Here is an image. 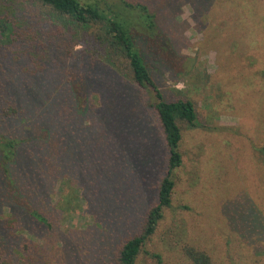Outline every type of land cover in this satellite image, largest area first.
<instances>
[{"label":"rangeland","instance_id":"obj_1","mask_svg":"<svg viewBox=\"0 0 264 264\" xmlns=\"http://www.w3.org/2000/svg\"><path fill=\"white\" fill-rule=\"evenodd\" d=\"M127 1L154 14L156 36L139 46L164 99L187 98L196 114L144 248L166 264H189L185 242L214 264H264V0ZM4 13L21 36L0 50V101L17 107L0 133L19 141L0 165V264H116L167 170L152 94L89 63L90 40L75 48L85 30L64 17L30 0H0ZM150 253L138 264H158Z\"/></svg>","mask_w":264,"mask_h":264},{"label":"trees","instance_id":"obj_2","mask_svg":"<svg viewBox=\"0 0 264 264\" xmlns=\"http://www.w3.org/2000/svg\"><path fill=\"white\" fill-rule=\"evenodd\" d=\"M47 13L64 17L67 22L80 26L85 30L82 43L90 40L89 63H105L115 69L130 84L152 94V107L156 113L163 135L168 155L166 160V174L157 186V199L146 211L143 223L138 231L120 244L116 264H138L142 252L149 254L144 247L156 232L166 208L171 206L172 195L176 185L174 171L182 165L180 151L182 142V126L192 125L196 114L191 100L176 98L166 101L157 87L152 74L145 63L141 48L143 37L156 36V24L152 14L145 4L127 0H30ZM8 6H5L7 10ZM8 13V11H5ZM4 13L0 15V50H9L21 36L16 22ZM135 18V19H134ZM89 45V43H88ZM16 57V56H15ZM264 75V69L261 71ZM78 77L69 72V78ZM78 91L80 87L77 78ZM76 87V89H77ZM134 88V89H136ZM96 106L99 104V95L93 96ZM94 101V100H93ZM9 99L4 97L0 101V117H7L17 113V107L7 104ZM95 104V103H94ZM127 106V104L125 103ZM128 107V106H127ZM19 141L16 138L6 137L0 133V165L9 164L15 156ZM264 162V146L257 148ZM7 171V170H6ZM5 171V172H6ZM67 179V178H66ZM78 204H70L69 209H75ZM34 215L41 216L33 212ZM253 210H249L243 221L248 224ZM181 252L189 264H214L213 256L203 247L195 243L185 242ZM152 258L158 264H166L160 252H151Z\"/></svg>","mask_w":264,"mask_h":264},{"label":"clouds","instance_id":"obj_3","mask_svg":"<svg viewBox=\"0 0 264 264\" xmlns=\"http://www.w3.org/2000/svg\"><path fill=\"white\" fill-rule=\"evenodd\" d=\"M185 7H186V6H185ZM181 18H183V17H181ZM189 22L192 23L191 20H190ZM82 47H83V46L80 45V44L75 45V48H76L77 50L81 49ZM183 88H184L183 83H177V84H176V89H177V90H181V91H182Z\"/></svg>","mask_w":264,"mask_h":264}]
</instances>
